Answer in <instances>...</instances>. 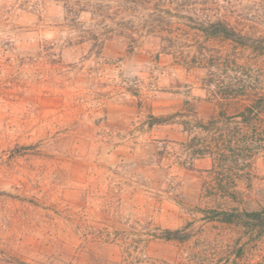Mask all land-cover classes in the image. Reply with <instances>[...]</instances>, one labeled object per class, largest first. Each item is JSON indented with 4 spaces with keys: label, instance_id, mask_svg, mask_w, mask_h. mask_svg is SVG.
I'll list each match as a JSON object with an SVG mask.
<instances>
[{
    "label": "rangeland",
    "instance_id": "rangeland-1",
    "mask_svg": "<svg viewBox=\"0 0 264 264\" xmlns=\"http://www.w3.org/2000/svg\"><path fill=\"white\" fill-rule=\"evenodd\" d=\"M157 1L0 0V264H264V234L208 218L264 209V151L219 192L182 125H149L186 103L208 118L210 74L264 94V0ZM177 228L186 242L163 238Z\"/></svg>",
    "mask_w": 264,
    "mask_h": 264
},
{
    "label": "trees",
    "instance_id": "trees-1",
    "mask_svg": "<svg viewBox=\"0 0 264 264\" xmlns=\"http://www.w3.org/2000/svg\"><path fill=\"white\" fill-rule=\"evenodd\" d=\"M151 1L155 0H135V4L144 5ZM155 5L160 8L158 7L161 5L159 0ZM161 14V12L152 14L151 16L155 17L150 22L146 21L147 33L162 34L167 30L165 16ZM186 19L191 24V28L201 32L206 39L221 37L236 42L242 39L241 34L224 20L198 19L195 13L191 12L188 13ZM133 28L125 27L131 32L129 36L135 32ZM131 39L134 40V38ZM163 48L167 50L165 46ZM205 51H207L206 48L201 46L198 53H201L204 58L206 57L203 53ZM193 59L194 62L198 61V55H194ZM213 60L214 58L212 62ZM218 60L214 61L216 62L214 64L204 60L202 61L203 66L206 67V64L215 66ZM212 76L210 74V78L204 79V87L209 94L208 100L214 105V110L208 118L199 117L196 105L190 106L186 103L169 116L150 115L149 125L174 122L182 125L183 130L191 135L188 146L192 158L209 156L212 159L210 171L213 174V188L226 193L239 171L251 168L257 153L264 151V94L256 90L244 89L242 86L225 84L223 80L215 81L211 79ZM211 86L214 88L212 89ZM232 104L236 106L235 111L228 113L227 107ZM176 118H180L179 121H175ZM208 218L223 224H238L259 236L264 234V209H210ZM163 238L183 243L190 238V232L186 228L165 229ZM240 248L235 252L238 257L241 256L244 247ZM197 255L198 253L189 255L184 262L177 264H193V260L197 261ZM237 263L230 262L229 264Z\"/></svg>",
    "mask_w": 264,
    "mask_h": 264
}]
</instances>
